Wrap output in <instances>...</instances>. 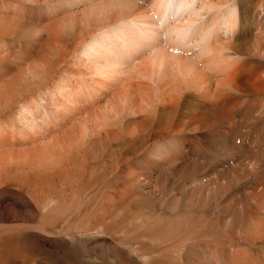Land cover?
<instances>
[{
  "label": "rangeland",
  "instance_id": "rangeland-1",
  "mask_svg": "<svg viewBox=\"0 0 264 264\" xmlns=\"http://www.w3.org/2000/svg\"><path fill=\"white\" fill-rule=\"evenodd\" d=\"M118 1L0 0V264H264V240L245 236L264 221V86L228 87L225 99L213 85L209 96L183 90L181 111L207 116L176 136L166 133L169 112L146 131L140 119H151L153 106L120 109L115 135L80 106L66 122L42 125L41 140L23 139L20 103L37 105L59 78H84L71 56L124 14ZM218 1L236 6L243 22V0ZM261 2L250 4L261 10ZM251 55L246 66L260 78L264 58ZM51 139L62 142L25 161Z\"/></svg>",
  "mask_w": 264,
  "mask_h": 264
},
{
  "label": "bare ground",
  "instance_id": "bare-ground-1",
  "mask_svg": "<svg viewBox=\"0 0 264 264\" xmlns=\"http://www.w3.org/2000/svg\"><path fill=\"white\" fill-rule=\"evenodd\" d=\"M136 1H118L125 10L124 14H118L113 18L114 22L110 26L101 27L97 33L92 34L90 40L84 41L81 50L75 49L76 54H72L71 57L74 58V65L79 69L78 74L84 78L76 77L75 81L73 77L59 78L54 83L56 84L54 88H46L37 94V105H31L29 102L20 103L16 111L23 139L32 140L31 142L41 140L43 132L45 133L43 129L39 132L42 125L48 131L60 125L62 120L66 122L70 119L69 116L72 118L73 114L81 109L80 106H86L97 114L95 122L101 125L104 121L108 135H115L110 123H113L111 118L119 116L122 112L120 109L127 108L128 111L135 112L140 108L153 106L151 119H140V123L147 128L146 131L155 129L152 126L154 121L160 126L162 119H165L169 112L170 119L166 133L174 131L171 133L176 136L192 126L194 121L196 123L207 116L203 110L202 113L194 114L181 111L178 97L183 90H191L201 97L209 96L211 93L209 95L208 93L213 85L216 97L222 94V98L227 94L228 87L241 89L249 86L254 88L264 86V74L263 78L262 76L255 78L257 71L248 70L250 68L246 66V62L249 61L247 56L253 52L259 54L258 57L261 54L264 58L262 54L264 41L260 40V37L264 38L262 36L264 25L261 27L260 20L261 13L264 12V0L261 2L263 6L261 10L253 9L251 6L253 0L241 2L242 23L238 21L237 7L233 4H225L226 2L223 1H218L217 4L214 0ZM239 27L240 32H238ZM226 39L234 42L239 39L240 42L228 44L223 48ZM261 64L264 65V62ZM217 71L220 77L215 83L211 82V74ZM133 80L138 81L134 83ZM141 93L143 95H139ZM192 99H197L194 94L186 102H191ZM47 102L54 108L48 107L50 109L47 110ZM187 105L190 107V104ZM84 119L83 127L89 128L87 122H91L92 119L90 116ZM185 119L188 125L185 124V129L182 130L179 127L184 124L182 121ZM77 128L79 131V127ZM159 132L155 136L165 138V133H161L160 136ZM72 133L75 132L71 130L67 132L68 135ZM172 139L169 141L174 146L173 143L177 142ZM51 142L53 147L50 143H42V147L31 146L33 149L31 148L25 161L36 160L37 153L55 149L62 139H51ZM161 148H165V144ZM163 152L167 151L164 149ZM153 154L156 156L157 152ZM255 224L258 227L251 229L253 230L251 239L249 233L248 236L245 235L247 240H264V232L261 230L264 229V221L257 219Z\"/></svg>",
  "mask_w": 264,
  "mask_h": 264
}]
</instances>
